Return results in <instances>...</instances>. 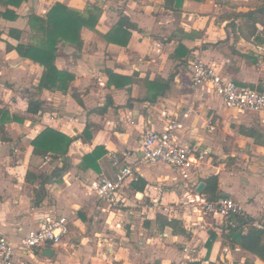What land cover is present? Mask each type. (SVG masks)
<instances>
[{
	"label": "crops",
	"instance_id": "crops-1",
	"mask_svg": "<svg viewBox=\"0 0 264 264\" xmlns=\"http://www.w3.org/2000/svg\"><path fill=\"white\" fill-rule=\"evenodd\" d=\"M263 1L184 0L175 11L166 8L165 0H25L19 7L9 5L17 18L0 15V108L20 120L7 121L0 132V234L15 248L14 264H236L235 254L264 264L223 240L229 219L203 216L188 202L205 178L216 175L217 197L237 200L252 220L249 226L264 227V113L240 112L206 85L195 86L189 63L198 54L239 85L264 84L258 69L264 60V16L257 12ZM55 3L85 17L89 10L98 14L93 29H81V47L64 40L57 45V69L74 75L66 93L40 92L42 66L7 49V42L40 44L45 35L39 25L31 26L30 16L45 18ZM250 11L257 22L242 15ZM122 18L130 26L105 37ZM127 33L128 43L119 44ZM163 90L154 102L147 99L151 91ZM37 99L41 109L28 113L29 100ZM208 119L213 130L206 127ZM170 121L182 124L174 132L177 141L206 150L208 161L185 171L162 162L140 164L137 178L120 192L125 207L116 210L98 201L92 186L101 175L113 177L110 155L136 163L143 132L162 131ZM87 124L90 139L79 137ZM47 127L76 137L65 156L33 152L32 140ZM97 146L104 155L83 167V157ZM156 168L167 171L156 173ZM139 178L144 186L136 182ZM134 194H141L139 200ZM152 200L159 208L151 207ZM131 202L136 206L130 207ZM50 210L70 216L68 235L57 246L23 249L27 232ZM158 214L180 220L189 235L160 229ZM210 229L217 239L206 259ZM45 248L53 255H42Z\"/></svg>",
	"mask_w": 264,
	"mask_h": 264
},
{
	"label": "built area",
	"instance_id": "built-area-1",
	"mask_svg": "<svg viewBox=\"0 0 264 264\" xmlns=\"http://www.w3.org/2000/svg\"><path fill=\"white\" fill-rule=\"evenodd\" d=\"M190 63V76L195 86L206 85L213 93L218 95L223 102L240 112L264 113V93L255 88L242 86L218 73L217 69L205 63L200 55L195 54ZM258 69L264 74V60ZM182 124L170 121L168 126L158 131L148 129L141 137L140 156L136 163H126L117 154H111V164L114 175L109 178L101 175L92 186L94 197L110 208L122 209L126 206L120 194L122 188L129 180H134L139 175V165L143 163H165L175 170H188L194 166L206 163L209 154L206 150H199L179 143L174 135L176 129ZM206 127L214 129L211 119L206 122ZM135 199L139 200L134 194ZM189 204L201 215H218L229 218L233 215L244 216L246 209L235 199L217 197L208 200L202 192L196 190L188 199ZM157 200H152L151 207L159 208ZM70 216L55 214L46 211L37 228L29 230L21 242L25 250H34L42 247L59 245L70 232ZM14 246L0 234V264H14Z\"/></svg>",
	"mask_w": 264,
	"mask_h": 264
},
{
	"label": "trees",
	"instance_id": "trees-1",
	"mask_svg": "<svg viewBox=\"0 0 264 264\" xmlns=\"http://www.w3.org/2000/svg\"><path fill=\"white\" fill-rule=\"evenodd\" d=\"M25 0H0V5L5 7L3 12L0 11V15L3 17H11L13 14V19L17 18L16 12L9 8L10 6L19 7L21 3ZM184 0H165V6L167 9L176 10L179 9ZM264 6V1L259 4L258 7ZM243 16L249 17L253 22H257V17L254 16L253 11L242 14ZM127 18H122L118 26L112 29L105 37L111 39L109 36L111 34H120L121 27L125 24L130 26L126 21ZM98 21V14H94L92 11H88V16L85 17L79 12L69 9L66 6L55 3L51 9L46 14L45 18L38 17L36 15L30 16L31 26L39 25L40 31L45 35L44 39L40 44H17L12 46L7 42L8 50H15L21 57L30 59L32 62L37 63L42 66L43 72L38 85V90H47L50 92L61 91L66 93L70 88L71 82L74 80V75L61 71L57 69L55 65L57 45L60 41L64 40L70 43L76 44L81 47V29L83 27L93 29ZM36 25V26H37ZM1 35V34H0ZM130 33L126 34L124 41L119 42L121 45H126L129 41ZM116 42V41H114ZM118 43V42H116ZM183 46L179 45L178 49ZM188 54V50H186ZM113 75L109 74V81L112 79ZM156 84V83H155ZM111 85V82H110ZM251 88L257 89L259 92L264 93V84H259L258 86L250 85ZM157 92L154 94L152 91L148 95L147 99L150 102H154L158 95L164 93ZM77 102L81 103L80 98L76 92L72 94ZM109 102L103 107L106 108ZM41 109L40 100H29L27 112L30 114H37ZM18 121L20 118L16 115H10L9 111L0 108V132L4 131V125L7 121ZM90 124L85 126L82 135L86 139H90ZM243 131V130H242ZM245 131V130H244ZM254 132L250 130V134ZM76 139V137H69L66 134L54 129L47 127L41 133H39L33 140V152L41 155H46L51 153L54 157H62L68 153L71 143ZM104 148L97 146L90 153L83 157V167H87V162H96L102 155H104ZM217 176L210 175L204 179V187L202 193L206 196L208 200H213L217 198ZM136 182L140 183V186L145 185V180L139 178ZM135 186V183H132ZM143 187H139L142 190ZM157 220L159 222L160 229L164 227H170L175 234L188 236V230L177 219H167L161 215H157ZM229 222L232 224L228 225L227 231L223 230L222 238L225 242H228L231 246H240L242 249L250 252L258 259L264 262V227H254L249 226L252 223L250 218L245 216L233 215L229 217ZM249 226V227H248ZM208 237L205 242V248L207 251L206 259L209 256L210 250L213 243L217 239V234L214 230H208ZM187 264H201L199 261H188ZM210 264H213L210 262ZM247 264H255L253 262H247Z\"/></svg>",
	"mask_w": 264,
	"mask_h": 264
},
{
	"label": "rangeland",
	"instance_id": "rangeland-1",
	"mask_svg": "<svg viewBox=\"0 0 264 264\" xmlns=\"http://www.w3.org/2000/svg\"><path fill=\"white\" fill-rule=\"evenodd\" d=\"M261 23L263 24V27H264V18L262 19ZM156 173H162V172H166L167 170H162L160 168H156L155 169ZM112 178V177H111ZM124 203H126L125 199H124ZM104 204V203H103ZM128 204V203H127ZM166 204V203H165ZM107 205V204H106ZM174 205V204H173ZM129 206L130 207H133V206H136V204H134V202H131V204L129 203ZM175 206V205H174ZM207 216H213V215H207ZM215 216V215H214ZM218 216V215H217ZM229 218H227L228 220ZM235 258V259H234ZM234 260V262L236 264H243V262L247 261L249 262L248 260L251 261V259L249 257H244V255H241V254H235L234 257L232 258ZM226 260V259H225ZM227 261V260H226ZM222 263V262H221Z\"/></svg>",
	"mask_w": 264,
	"mask_h": 264
},
{
	"label": "water",
	"instance_id": "water-1",
	"mask_svg": "<svg viewBox=\"0 0 264 264\" xmlns=\"http://www.w3.org/2000/svg\"><path fill=\"white\" fill-rule=\"evenodd\" d=\"M257 12L261 13V14L264 16V6L258 8V9H257ZM204 185H205L204 182H201V183L198 185V187L196 188V191H197V192H201L202 189H203V187H204ZM140 196H141V194H138V195H137V197H140ZM53 253H54V250L49 249V248H45V249L43 250V252H42V255L50 257V256L53 255Z\"/></svg>",
	"mask_w": 264,
	"mask_h": 264
}]
</instances>
